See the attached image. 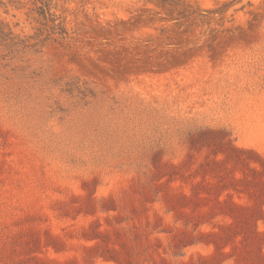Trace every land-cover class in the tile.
Returning <instances> with one entry per match:
<instances>
[{
	"label": "rangeland",
	"instance_id": "1",
	"mask_svg": "<svg viewBox=\"0 0 264 264\" xmlns=\"http://www.w3.org/2000/svg\"><path fill=\"white\" fill-rule=\"evenodd\" d=\"M0 0V264H264V0Z\"/></svg>",
	"mask_w": 264,
	"mask_h": 264
},
{
	"label": "trees",
	"instance_id": "2",
	"mask_svg": "<svg viewBox=\"0 0 264 264\" xmlns=\"http://www.w3.org/2000/svg\"><path fill=\"white\" fill-rule=\"evenodd\" d=\"M33 4L37 5L36 15L38 21L44 22L43 25L48 24V35L57 36L58 39L62 40L67 36V29L65 26V20L56 14L55 0H29ZM2 32L0 31V34Z\"/></svg>",
	"mask_w": 264,
	"mask_h": 264
}]
</instances>
